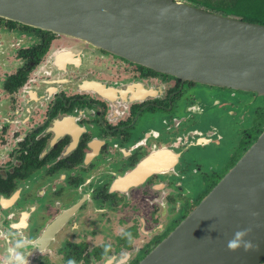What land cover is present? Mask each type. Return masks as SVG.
Returning a JSON list of instances; mask_svg holds the SVG:
<instances>
[{"label": "flooded vegetation", "instance_id": "flooded-vegetation-1", "mask_svg": "<svg viewBox=\"0 0 264 264\" xmlns=\"http://www.w3.org/2000/svg\"><path fill=\"white\" fill-rule=\"evenodd\" d=\"M248 94L0 17V262L139 264L264 131Z\"/></svg>", "mask_w": 264, "mask_h": 264}, {"label": "water", "instance_id": "water-1", "mask_svg": "<svg viewBox=\"0 0 264 264\" xmlns=\"http://www.w3.org/2000/svg\"><path fill=\"white\" fill-rule=\"evenodd\" d=\"M0 17L84 41L201 85L264 97V25L179 0H0ZM257 213V215H253ZM258 249L232 252L239 230ZM264 131L203 201L139 264H261Z\"/></svg>", "mask_w": 264, "mask_h": 264}, {"label": "trees", "instance_id": "trees-1", "mask_svg": "<svg viewBox=\"0 0 264 264\" xmlns=\"http://www.w3.org/2000/svg\"><path fill=\"white\" fill-rule=\"evenodd\" d=\"M228 17L264 25V0H179Z\"/></svg>", "mask_w": 264, "mask_h": 264}, {"label": "clouds", "instance_id": "clouds-1", "mask_svg": "<svg viewBox=\"0 0 264 264\" xmlns=\"http://www.w3.org/2000/svg\"><path fill=\"white\" fill-rule=\"evenodd\" d=\"M253 215H257V213H253ZM251 231V228L236 231L233 239L227 242L228 250L236 252L242 248L246 253L257 250L258 245H254L251 240L244 239ZM28 243L29 240L27 238L20 236V238L15 241V244L7 249V256L0 264H30L27 255L21 251ZM109 247L110 246H105V252L108 251ZM69 264H75V262L69 261Z\"/></svg>", "mask_w": 264, "mask_h": 264}, {"label": "rangeland", "instance_id": "rangeland-1", "mask_svg": "<svg viewBox=\"0 0 264 264\" xmlns=\"http://www.w3.org/2000/svg\"><path fill=\"white\" fill-rule=\"evenodd\" d=\"M241 95H243V96H249V94L248 93H244V92H241ZM222 123L225 125V120H223L222 121ZM222 128V127H221ZM226 131H229V133H226V140H225V142H228V143H236V142H239V140H237L236 138V134L235 133H232V132H230V130H226ZM225 131V132H226ZM212 163V162H211Z\"/></svg>", "mask_w": 264, "mask_h": 264}]
</instances>
